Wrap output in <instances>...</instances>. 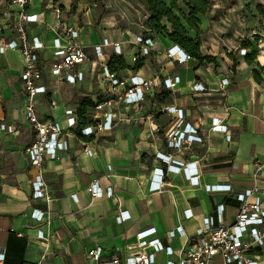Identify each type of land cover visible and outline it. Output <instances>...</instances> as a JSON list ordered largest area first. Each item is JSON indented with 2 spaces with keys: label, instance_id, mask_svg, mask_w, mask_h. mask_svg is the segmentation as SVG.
Wrapping results in <instances>:
<instances>
[{
  "label": "crops",
  "instance_id": "crops-1",
  "mask_svg": "<svg viewBox=\"0 0 264 264\" xmlns=\"http://www.w3.org/2000/svg\"><path fill=\"white\" fill-rule=\"evenodd\" d=\"M55 6L60 11L58 19ZM95 6L92 0H30L25 7L28 14L37 16V21L26 24L27 34L43 45L38 63L40 84L47 90L36 97L37 116L66 128L69 115L65 110L76 115L83 98L94 104L98 100L112 102L109 129L88 136L69 134L68 149L42 163L47 199L31 197L30 182L36 168L24 153L33 133L23 114L25 93L18 76L23 60L16 51L0 53V118L19 129L17 134L0 132V157L6 161L0 171L2 264H95L87 251L97 247L100 261L116 258L122 262L127 247L138 239L172 247L173 256L158 252L154 264H166L170 259L178 264L190 246L188 239L204 217L214 214L217 205H224L223 223L229 225L237 212L235 195L264 189V44L258 45L260 50L251 64L241 53L233 57L235 65L233 58L232 62L226 58L215 70L210 63L199 65L194 58L178 62L167 57L172 44L162 35H154L150 54L134 69L132 56L139 48L136 37L149 34L148 30L139 24H120L110 4ZM17 9L8 0H0V44L17 38L11 27ZM67 24L77 30L78 43L86 53L85 61L75 67L82 73L75 83L59 79L49 68L56 58L53 39ZM114 43L119 44L120 54L114 53ZM95 47H99L98 53ZM113 55L126 65L113 64L111 71L116 77L128 80L136 75L152 81L153 88L145 92L143 101L124 103L118 95L125 87L104 80L103 67ZM176 76L179 82L174 87L163 85L165 78ZM224 77L229 82L220 89ZM194 84L204 89L195 91ZM169 107L182 110L183 122L197 129L202 142L184 146L182 151L168 146V134L178 121L177 113L169 112ZM105 114L106 108L93 107L85 115L87 122L78 125L93 126L102 122ZM212 118L225 125L226 132L212 130ZM162 155L194 162L195 181L183 171H169L162 189L151 191L154 169L167 165ZM92 179L103 191L111 187L112 195L91 197L87 187ZM207 185H229L230 190L207 191ZM188 209L192 215L185 217ZM121 212L127 216L117 222ZM178 226L184 234L176 232L175 240L170 241L168 233ZM247 257L264 264V250L258 247ZM208 264L224 263L215 258Z\"/></svg>",
  "mask_w": 264,
  "mask_h": 264
},
{
  "label": "built area",
  "instance_id": "built-area-1",
  "mask_svg": "<svg viewBox=\"0 0 264 264\" xmlns=\"http://www.w3.org/2000/svg\"><path fill=\"white\" fill-rule=\"evenodd\" d=\"M9 4L18 9L12 17L11 27L16 32L17 38L7 43L0 44V53L7 49L16 51L22 57V66L18 69V76L21 81L22 90L25 93L23 104V114L30 125L33 133L32 139L24 148V153L29 164L36 168V172L31 179V197L33 199L48 198L47 187L43 180L41 167L46 159L55 158L59 152L68 149L67 136L71 133L80 135L94 134L95 131L109 129L111 127L113 112L111 111V100L95 101L94 109L101 110L106 108V114L102 122L95 123L93 126L79 127L77 114L74 111L66 109L67 127L63 128L54 121L41 120L36 113V97L40 93H45L47 88L40 84L41 69L39 66L38 51L42 48V42L37 37H29L25 26L27 23L37 21L35 14H28L25 10L30 0H8ZM59 8L54 7L56 19L59 18ZM2 27H0V36ZM78 32L72 25H65L61 34L53 39V54L56 57L50 63V71L59 79H64L68 83H75L82 79L81 71H75V67L81 65L86 59V53L83 47L78 43ZM136 42L139 45L138 52L132 56L135 62L139 58H145L151 52L153 45L152 37L148 35H138ZM107 44V41L104 40ZM99 47H95L98 53ZM115 54H120L118 43L113 44ZM240 53H245V49H240ZM166 56L173 58L178 62H184L190 57L177 45H171L166 50ZM104 80L115 87H125L123 93L118 98L127 104L139 103L144 100L145 92L153 88L152 81L145 80L136 75H132L128 80L118 78L105 65L103 67ZM179 82V77L165 78L163 85L166 88H172ZM228 78L224 77L219 83V88L224 89L228 84ZM192 89L201 91L204 87L201 84H194ZM177 113L178 121L176 128L168 134V146L178 151L184 150V146L191 145L193 142H202V136L197 133V129L189 123L183 122V113L181 109L169 107V112ZM211 129L226 132L227 128L221 124L217 118H212ZM0 132L17 134L18 128L7 123L0 118ZM229 139V136H226ZM88 155L92 150L86 149ZM165 168H155L151 178V191L162 189L164 178L167 172L183 171L185 176L192 182L195 181L197 168L194 162L185 163L175 161L168 155L161 156ZM91 197H101L103 195L110 197L113 193L112 188L108 187L103 191L96 179H92L87 187ZM207 191H229V185H207ZM238 202L237 212L233 217L231 224L223 223L224 205L216 206L214 214L202 219L201 225L196 229L195 235L188 239L190 246L185 250L178 264H208L212 259H220L224 264H257L249 259L247 253L255 247L264 250V189H247L243 193L235 195ZM185 217H190V210L184 211ZM124 212L116 216L117 222H122L125 217ZM184 234L181 226L176 231H170L168 238L175 240V233ZM42 238V235H39ZM129 252L125 255L122 262L113 258L108 261H100V248H93L87 251V256L95 264H154L158 252H164L173 256V249L169 245H162L157 240L144 241L138 239L136 244L127 247ZM3 254H0V264H2ZM166 264H175L170 259Z\"/></svg>",
  "mask_w": 264,
  "mask_h": 264
},
{
  "label": "rangeland",
  "instance_id": "rangeland-1",
  "mask_svg": "<svg viewBox=\"0 0 264 264\" xmlns=\"http://www.w3.org/2000/svg\"><path fill=\"white\" fill-rule=\"evenodd\" d=\"M95 8L110 4L122 25L139 24L147 30L148 11L142 0H92ZM210 8L198 18L196 34L188 35L200 43L203 55L214 57L211 66L216 70L226 58L241 56L240 49L248 43L258 53L260 43L264 44V0H209ZM177 6L187 14L185 0H177ZM263 9V10H262ZM165 23V22H163ZM144 28L142 30H144ZM146 31V30H145ZM246 49V48H245ZM239 54H238V53ZM257 55V54H256ZM6 161L0 157V171Z\"/></svg>",
  "mask_w": 264,
  "mask_h": 264
},
{
  "label": "trees",
  "instance_id": "trees-1",
  "mask_svg": "<svg viewBox=\"0 0 264 264\" xmlns=\"http://www.w3.org/2000/svg\"><path fill=\"white\" fill-rule=\"evenodd\" d=\"M149 13L147 25L149 27L147 34L149 37L154 35H162L171 44L177 45L190 58L197 60L199 65L213 62L215 59L209 55H203L200 51V43L198 40L191 38L187 30H193L198 33L197 23L200 15H204L210 8L209 0H185L188 13H183L177 6V0H142ZM263 10V9H262ZM165 22V23H163ZM243 48L248 49L244 54V60L251 64L256 57V50L250 44L245 43ZM116 63L120 67L126 66L120 61L118 56H111L107 63L109 70L113 69ZM235 65V58H233ZM143 65V58H139L134 62V69H138ZM94 103L90 98H83L79 102L77 109V118L79 125L86 123V113L94 107Z\"/></svg>",
  "mask_w": 264,
  "mask_h": 264
}]
</instances>
